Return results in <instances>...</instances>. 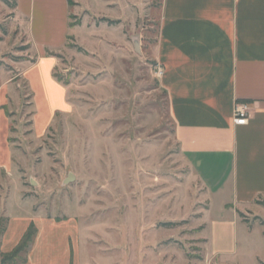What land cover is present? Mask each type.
<instances>
[{"label":"rangeland","instance_id":"374dc122","mask_svg":"<svg viewBox=\"0 0 264 264\" xmlns=\"http://www.w3.org/2000/svg\"><path fill=\"white\" fill-rule=\"evenodd\" d=\"M79 1V39L54 72L68 87L66 110L58 89L32 85L44 63L22 77L47 50L17 0H0V85L12 78L14 92L0 239L9 217L39 214L78 219L83 264H264V199L238 214L234 250L205 219L206 193L181 155L154 57L161 0Z\"/></svg>","mask_w":264,"mask_h":264},{"label":"crops","instance_id":"0c3cea01","mask_svg":"<svg viewBox=\"0 0 264 264\" xmlns=\"http://www.w3.org/2000/svg\"><path fill=\"white\" fill-rule=\"evenodd\" d=\"M74 2L78 7L80 1ZM17 11L47 50L24 67L22 77L28 79L44 63L32 85L58 89L67 110L68 87L54 72L69 40L79 39V28L71 26L73 7L68 0H17ZM154 57L164 71L161 86L181 155L206 193L205 219L226 233L223 241L234 250L238 214L264 199V0H161ZM12 81L0 85V174L13 167ZM239 102L251 105L245 125L234 123ZM215 205L218 219L211 218ZM9 218L0 261L34 225L24 264H83L78 219Z\"/></svg>","mask_w":264,"mask_h":264},{"label":"trees","instance_id":"16d2710c","mask_svg":"<svg viewBox=\"0 0 264 264\" xmlns=\"http://www.w3.org/2000/svg\"><path fill=\"white\" fill-rule=\"evenodd\" d=\"M68 1L70 7H74L76 5L74 0H68ZM15 5L17 6V2L15 3ZM109 23H115V22H109ZM76 25L78 24H73V23L71 24L72 27ZM36 233H37V229L35 228L34 225H32L25 234V236L23 237L20 244L17 246V248L13 252L1 256L0 264H24L26 262L27 252L29 250L31 243L33 242Z\"/></svg>","mask_w":264,"mask_h":264},{"label":"built area","instance_id":"2783aa9c","mask_svg":"<svg viewBox=\"0 0 264 264\" xmlns=\"http://www.w3.org/2000/svg\"><path fill=\"white\" fill-rule=\"evenodd\" d=\"M163 68L158 67V76L161 78L163 76ZM251 111V105L248 103L239 102L236 104L234 112V123L236 125H245L248 122Z\"/></svg>","mask_w":264,"mask_h":264},{"label":"water","instance_id":"95a60500","mask_svg":"<svg viewBox=\"0 0 264 264\" xmlns=\"http://www.w3.org/2000/svg\"><path fill=\"white\" fill-rule=\"evenodd\" d=\"M73 180H74V176L70 175L66 183L72 182Z\"/></svg>","mask_w":264,"mask_h":264}]
</instances>
